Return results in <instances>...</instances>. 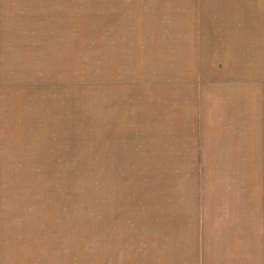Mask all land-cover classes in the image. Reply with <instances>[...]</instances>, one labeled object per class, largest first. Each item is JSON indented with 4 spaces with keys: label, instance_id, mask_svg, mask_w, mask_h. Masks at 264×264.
I'll use <instances>...</instances> for the list:
<instances>
[{
    "label": "rangeland",
    "instance_id": "374dc122",
    "mask_svg": "<svg viewBox=\"0 0 264 264\" xmlns=\"http://www.w3.org/2000/svg\"><path fill=\"white\" fill-rule=\"evenodd\" d=\"M0 264H264V0H0Z\"/></svg>",
    "mask_w": 264,
    "mask_h": 264
},
{
    "label": "crops",
    "instance_id": "0c3cea01",
    "mask_svg": "<svg viewBox=\"0 0 264 264\" xmlns=\"http://www.w3.org/2000/svg\"><path fill=\"white\" fill-rule=\"evenodd\" d=\"M137 6V5H136ZM214 231H215V233L217 234V235H220L222 238H223V236L225 235L224 234V232H218V231H216L215 229H214ZM220 240V239H219ZM221 241V240H220Z\"/></svg>",
    "mask_w": 264,
    "mask_h": 264
}]
</instances>
